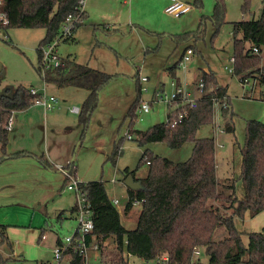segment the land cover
Listing matches in <instances>:
<instances>
[{
	"label": "rangeland",
	"instance_id": "374dc122",
	"mask_svg": "<svg viewBox=\"0 0 264 264\" xmlns=\"http://www.w3.org/2000/svg\"><path fill=\"white\" fill-rule=\"evenodd\" d=\"M89 1L91 6L90 9L86 7L87 17L83 24L68 40H61L56 46L59 57H71L78 63L111 74L110 80L99 89L96 106L87 122H81L78 114L71 113L69 108H80L88 91L74 86L53 87L44 83L36 71V49L46 34L45 28L0 25V94L6 90L12 92L19 86L36 90L45 87L48 94L54 93L59 98L61 107L55 117L49 115L56 110L47 111V126L43 110L35 107L36 115L32 122L24 123L25 130L16 122L22 121L24 110L34 105L16 111L12 116L13 127L18 128H15V133L11 132L13 127L9 130L6 149L31 147L37 155H44L46 143L47 148L55 153L56 147H63L66 143L68 150L71 149L67 162L73 161L77 180L104 181L108 194L120 200L116 206L122 223L128 229L134 228L140 205L125 212L128 197L127 187L123 184L125 174L129 173L135 180L146 176L148 166H139L145 150L172 161H182L189 157L192 149L190 142L179 148H171L165 142L140 145L136 130H146L167 120V114L173 107L158 99V92L169 96L173 92L171 82L174 80L194 92L202 71L209 69L214 72L218 83L227 88V115L232 116L234 132L224 131L221 106L217 104L214 106L213 124L202 126L197 136L214 138L216 176L219 179L235 178V193L241 198V147L246 123L250 119L264 122V100L257 95L259 82L254 83L251 78L249 82H241L233 74L234 65L229 61L234 53L232 22L257 19L263 7L262 0H224V18L218 24L212 17L214 0H200V6L194 0H186L191 8L180 16L164 10L170 2L166 0H131L127 4L123 0ZM244 4L247 6L245 13ZM186 31L192 32L191 37L177 39ZM187 47L195 49L194 53L185 67L176 66L175 76H172L168 68L180 59ZM260 56L264 69V48ZM226 67H231L232 71ZM141 77L146 80L141 81ZM137 96L140 97L139 103H148L150 109L145 112L137 107L136 119L129 127L126 114ZM117 143L118 153L113 154ZM57 154L63 157L58 151ZM66 163L58 166H66ZM54 170L53 176L59 183L55 196L46 198L44 202L32 203L29 192L16 203L10 201L1 208L9 239L0 244V264H44L51 261L56 236L64 237L76 227V220L72 219L69 210L77 204L76 194L66 189L67 181L62 182L63 173L56 167ZM234 221L243 243L247 244L248 234L264 228V210ZM42 230L44 238L40 236ZM225 234V228L220 227L214 239H221ZM197 249L199 253L194 258L208 264L209 257L203 248ZM63 261L68 264L69 257Z\"/></svg>",
	"mask_w": 264,
	"mask_h": 264
},
{
	"label": "trees",
	"instance_id": "16d2710c",
	"mask_svg": "<svg viewBox=\"0 0 264 264\" xmlns=\"http://www.w3.org/2000/svg\"><path fill=\"white\" fill-rule=\"evenodd\" d=\"M193 2L201 5L200 0ZM262 2L263 7L257 19L232 22L233 74L241 82L256 78L259 83L264 84L260 56L264 48V0ZM77 3L78 0H2L0 13L7 19V23L0 19V25L45 28L46 34L36 49V71L44 83L86 89L88 94L78 116L81 122H87L96 106L98 91L110 80L111 74L77 63L71 57H60L61 65L45 68L44 74L40 70L41 47L57 36L68 15L76 13ZM242 8L245 13L246 4ZM224 12V0H214L212 17L217 24L223 21ZM85 18L84 11L82 22L75 29ZM191 35L192 32L181 33L177 39H186ZM254 47L259 50L258 53L253 52ZM176 66L177 63L168 68L172 76H175ZM201 78L204 81V93L198 99L196 107L190 109L188 116L180 123L173 125L164 121L146 130H136L140 145L165 142L171 148H179L190 142L192 149L189 157L182 161L153 155L148 150L142 153L139 166H148L146 176L140 179L145 189L127 188L129 199L125 203L127 212L132 208V199L142 200L134 228L128 229L122 223L120 211L112 202L104 181H80L79 189L89 203L94 223L87 242H98L103 262H123L128 252L133 257L145 260L166 255V264H203L198 258H194V251L203 248L209 257L208 264H264V228L248 234V242L244 244L234 221L235 218L253 216L264 210V122L250 119L246 123L245 140L241 147L240 178L243 194L239 198L235 193V178L219 179L216 176L214 138L210 135L197 136V131L202 126L213 124L215 101L219 105L223 100L229 103L227 88L218 83L211 70L202 71ZM174 81L178 84V80ZM34 98L30 89L21 86L12 92L6 90L0 94V161L7 157L29 154L25 151L7 152L8 131L2 128V124L15 111L32 105ZM139 100L140 97L137 96L127 111L129 127L136 119ZM227 110L228 108L221 107L223 129L225 132H234L232 116L227 115ZM170 113L167 114L168 118ZM118 150L117 143L113 154L118 153ZM36 157L49 167V162L42 155ZM73 166L71 162V171ZM128 175L126 173L124 179ZM220 227L225 228L226 234L215 240V232ZM7 240L6 227L0 224V244ZM69 255L71 264H83L82 258L76 253L70 252Z\"/></svg>",
	"mask_w": 264,
	"mask_h": 264
},
{
	"label": "built area",
	"instance_id": "2783aa9c",
	"mask_svg": "<svg viewBox=\"0 0 264 264\" xmlns=\"http://www.w3.org/2000/svg\"><path fill=\"white\" fill-rule=\"evenodd\" d=\"M85 0H78L76 13L70 14L66 17L64 23L61 25L59 33L57 36L47 44L41 47L42 57L40 60V70L41 74H44V69L48 67H55L61 65V58L57 55L56 46L59 41L64 38H69L75 29V26L78 23L82 22V13L84 10ZM2 4V0H0V5ZM191 8L190 3L184 2L182 0H170L169 4L166 6L165 11L174 16H180ZM0 19L3 23H7V19L3 17L0 13ZM253 52L258 53L259 50L254 47ZM193 50L188 47L185 49L184 53L177 61V65L181 67H185L186 62L190 59ZM229 61L233 64L234 58L231 56ZM228 70L232 71L231 67H226ZM254 83H257L258 80L256 78H251ZM141 81H145V77L140 78ZM250 78L244 80L243 82H249ZM173 86V92L168 96L166 93L158 92L156 96L158 99H161L169 106L173 108L170 109V117H167L166 122H170L171 124L180 123L184 118H186L189 114V110L196 107L198 99L204 93V81L200 77L194 92L188 91L181 86V84H176L175 81L171 82ZM253 88V87H251ZM259 98L264 100V84L259 83ZM31 94L35 95L32 104L41 106L45 111H51L55 109L59 105V98L52 94H47L44 89L38 91L34 88L30 89ZM219 105L218 102L215 101V105ZM221 107L228 108V103L223 100L220 103ZM140 111H149L150 105L146 102L139 104ZM72 112H79V108L77 106H72L70 109ZM12 116L8 118L6 122L2 124V128L9 131L12 126ZM222 130V129H221ZM223 131V130H222ZM128 138L131 136L127 133ZM57 168L63 173L66 189L73 190L76 194L77 204L75 206V219H76V227L73 231L59 239V242L55 244L53 248V257L51 261L45 264H64L63 259L69 257L68 264L70 263L71 257L69 255L70 252L76 253L78 256L82 258L83 264H166L167 257L166 255L155 258L154 260H145L142 258L133 257L130 253H126V260L123 262H103L101 260V254L99 249V244L97 241L87 242V237L92 234L94 229V223L92 219V211L90 209L89 203L86 198L83 196L82 192L79 189L80 181L77 180L76 176L70 169L69 166H57ZM114 181V180H113ZM128 197L127 200L128 201ZM114 204H118L119 200L114 198L112 200ZM142 200L132 199V207L140 205ZM195 254L199 253L196 249L194 251ZM133 258L139 260V262H135Z\"/></svg>",
	"mask_w": 264,
	"mask_h": 264
},
{
	"label": "crops",
	"instance_id": "0c3cea01",
	"mask_svg": "<svg viewBox=\"0 0 264 264\" xmlns=\"http://www.w3.org/2000/svg\"><path fill=\"white\" fill-rule=\"evenodd\" d=\"M130 1L131 0H123V3L127 4ZM169 1L170 0H166V2H169ZM182 1L188 3V1H186V0H182ZM85 4H86V6L84 5V10H85L86 17H87L86 7L90 9L91 3L89 0H87V2H85ZM85 19H84V21H85ZM75 31H76V29H75ZM186 32H188V31H186ZM183 33H185V32H183ZM184 51H185V49H184ZM184 51H183V53H184ZM193 53H194V50H193ZM84 65H86V64H84ZM261 69L264 73L262 63H261ZM204 71L208 72L210 70L206 69ZM178 84H180L179 81H178ZM51 85L53 87H58L54 84H51ZM43 89L47 93V89L45 87ZM38 91H41V90H38ZM51 94L54 95V93H51ZM257 95H259V89H258ZM37 106L38 105H34L33 107L27 108L26 110H24V114H25L24 119L22 121L19 119L18 121L20 123L16 122L17 125H20V127H23V130H25L24 129V123H26V121L32 122V120H33L32 117H34L36 115V110L34 108ZM39 107L44 112V123L47 126V119H48L47 111H45L41 106H39ZM60 109H61V107H60V100H59V105L55 109L51 110V112L55 111V110H56V112L50 114L49 116L55 117L56 114L60 113ZM70 109L71 108H69V111L71 113H75V114L79 113V112L78 113L72 112ZM228 109H229V105H228ZM31 110H35V111L31 112ZM13 114H12V116H13ZM13 123H14V120H12L11 128L13 127ZM15 128L17 129L18 126L13 127L11 132L13 131V133H15ZM66 148H67V150H66ZM56 150L58 152L62 153L63 157L61 155H58L57 151L55 153L51 148L48 149L47 143L44 146V155L42 154V156L46 159V161L49 162V167L46 165H43V163L37 159L36 156H41V155H37L38 153H36L34 151V149H32L31 147L20 148V147L12 146V148L10 150H7L8 153L25 151V152H29V154H23V155H19L16 157H7L6 159H3L2 161H0V224L4 225L6 227V235H7V223H5L3 221V215H2L3 212L1 209V208H3V206H6V204L10 201L13 203L14 202L16 203L17 199L22 198V196L24 194H28L29 192H31L29 200H31L32 203L41 202V201L44 202L46 200V198L48 200L51 196H55L56 193H58L59 183L55 179V177L53 176V172L56 171V170H54V168L55 167L57 168V166L60 165L61 163H66L67 161L70 160L69 156L71 154V149L68 150V147L66 146V143H65V146H63V147L58 146V147H56ZM71 162H73V161L67 162L66 166H69L71 164ZM53 164L55 165L54 167H52ZM72 172L76 176V173H75L76 171L74 169ZM56 177H58V176H56ZM58 179H59V177H58ZM62 182L64 184V182H65L64 178H63ZM18 184H21L22 186L18 187ZM111 198L114 199L117 197L111 196ZM117 199L119 200V198H117ZM74 206H75V204L73 206H71L69 209L72 219H75V209L72 210V208ZM129 211L130 210H128L127 213ZM43 232L44 231L42 230L40 236H42L44 238L45 235L43 234ZM7 239H9L8 235H7ZM59 239H60V237L56 236V238L54 240L55 244H57L59 242ZM47 262H49V261H47Z\"/></svg>",
	"mask_w": 264,
	"mask_h": 264
},
{
	"label": "water",
	"instance_id": "95a60500",
	"mask_svg": "<svg viewBox=\"0 0 264 264\" xmlns=\"http://www.w3.org/2000/svg\"><path fill=\"white\" fill-rule=\"evenodd\" d=\"M2 69V64L0 63V70ZM123 184L132 190H143L145 189L142 185L140 180H135L133 177L129 174L123 181Z\"/></svg>",
	"mask_w": 264,
	"mask_h": 264
}]
</instances>
